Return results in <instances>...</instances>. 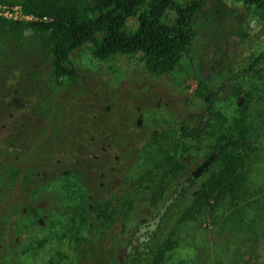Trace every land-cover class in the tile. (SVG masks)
Returning a JSON list of instances; mask_svg holds the SVG:
<instances>
[{
    "label": "rangeland",
    "instance_id": "1",
    "mask_svg": "<svg viewBox=\"0 0 264 264\" xmlns=\"http://www.w3.org/2000/svg\"><path fill=\"white\" fill-rule=\"evenodd\" d=\"M27 14L21 4L0 1V18L32 21ZM130 25L135 26V18ZM195 27L190 55L174 72L161 76L147 74L140 60L128 55L98 60L88 44L72 53L85 77L83 83L68 88L79 96L73 105L105 110V119L94 115L89 120L90 126L100 124L95 135L110 131L123 152L138 156L135 170L129 172L130 177L135 176L130 190L133 208L125 210L128 205L121 202L118 212H122L114 215L112 227L104 235L83 231L89 245L79 247L61 235L68 230L62 217L55 224L46 223V216L22 208L26 217L18 218L14 230V203L8 198L13 187L9 186L11 190L3 192L8 196L0 202V264L91 263L96 254L93 245L108 240L111 234L122 240L112 250L115 264H264V61L244 73L264 47V21L255 7L240 0H205ZM21 33L0 41V139L6 133L14 137V141H6L10 151L19 139L26 142V74L49 57L35 31ZM235 73L244 74L234 81L225 80ZM201 80L220 86L215 107L226 120L211 119L217 133L209 132L183 151L178 124L200 120L205 114V102L197 94ZM243 114L248 136L244 184L236 198L226 199L214 209L194 206L196 179L216 168L214 149L221 126L231 127ZM81 123L76 120L75 124ZM78 129L84 130L83 125ZM145 138L155 144L138 153L134 148ZM163 141L169 143L171 152L177 149V157L192 171L176 177L164 199L153 205V180L159 170H152L156 178L148 175L150 164L144 159L161 157L159 142ZM21 153L26 157V149ZM124 211L127 217L122 215Z\"/></svg>",
    "mask_w": 264,
    "mask_h": 264
},
{
    "label": "trees",
    "instance_id": "2",
    "mask_svg": "<svg viewBox=\"0 0 264 264\" xmlns=\"http://www.w3.org/2000/svg\"><path fill=\"white\" fill-rule=\"evenodd\" d=\"M0 1L21 4L28 14L37 18L29 22L0 18V41L32 29L49 55L46 63L26 74V142L19 139L10 151L6 141H14V137L6 133L0 139V202L8 196L3 192L11 186L8 198L14 203V230L18 218L26 217V209H30L36 216H46V223L50 220L55 224L62 217L60 221L67 224L68 230L61 235L77 242L79 247L88 246L89 238L83 231L104 235L112 227L114 215L122 212H118L121 202L128 205L125 210L133 208L130 190L135 176L130 177L129 172L135 170L139 160L137 155L123 152L120 141L114 140L110 131L95 135L100 124L90 126L89 120L94 115L105 119L108 116L105 110H88V105L78 109L73 105L79 96L69 93L68 88L83 83L85 77L73 61L72 53L88 44L98 60L123 54L140 60L149 75L170 74L192 51L197 35L195 18L205 0ZM240 1L255 7L264 21V0ZM133 18L135 26L130 25ZM262 61L264 47L244 73L253 71ZM244 73H235L225 80L234 81ZM218 88L200 81L197 94L205 102V114L200 120H182L178 124L183 151L209 132L217 133L211 119L226 120L216 111ZM76 120L82 122L84 130L78 129L81 124H75ZM243 121L244 114L231 127L221 126L214 149L216 168L205 178L196 179L194 206L214 209L216 204L237 197L246 180L248 136ZM140 142L141 146L134 148L138 153L150 150L155 144L147 138ZM159 143L161 157L152 155L144 159L150 164L148 175L156 178L152 170H159L157 180H153V205L163 198L176 177L188 176L192 171L177 157V149L171 152L167 141ZM24 149L26 157L21 153ZM127 214L124 211L122 215L127 217ZM121 243L117 235L111 234L108 240L93 245L96 254L91 263L80 264H115L112 250Z\"/></svg>",
    "mask_w": 264,
    "mask_h": 264
},
{
    "label": "built area",
    "instance_id": "3",
    "mask_svg": "<svg viewBox=\"0 0 264 264\" xmlns=\"http://www.w3.org/2000/svg\"><path fill=\"white\" fill-rule=\"evenodd\" d=\"M26 17L29 18L30 20L37 19L35 16H33L31 14H27Z\"/></svg>",
    "mask_w": 264,
    "mask_h": 264
}]
</instances>
